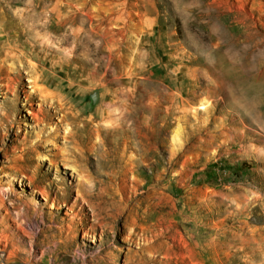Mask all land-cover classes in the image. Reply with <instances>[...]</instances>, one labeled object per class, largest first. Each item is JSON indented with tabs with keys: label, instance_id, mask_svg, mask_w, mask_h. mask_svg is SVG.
I'll use <instances>...</instances> for the list:
<instances>
[{
	"label": "rangeland",
	"instance_id": "1",
	"mask_svg": "<svg viewBox=\"0 0 264 264\" xmlns=\"http://www.w3.org/2000/svg\"><path fill=\"white\" fill-rule=\"evenodd\" d=\"M50 10L69 27L123 26L116 29L119 72H138L135 86L148 94L132 116L120 114L121 106L105 115L98 136L96 123L78 131L70 144L76 155L62 137L69 130L62 111L44 119L39 100L5 85L0 68V264H99L92 256L111 249L117 259L109 264L135 263L139 247L125 231L85 234L93 210L82 194L99 208L103 198L171 204L176 190L183 199L215 201L216 218L226 220V248L243 233L248 250L237 248L233 264H249L240 255L254 257L255 245L264 264V0H0L1 30L42 36L38 24ZM232 50L240 56L234 61ZM27 63L15 66L31 92ZM9 90L21 98L10 129L3 118Z\"/></svg>",
	"mask_w": 264,
	"mask_h": 264
},
{
	"label": "bare ground",
	"instance_id": "2",
	"mask_svg": "<svg viewBox=\"0 0 264 264\" xmlns=\"http://www.w3.org/2000/svg\"><path fill=\"white\" fill-rule=\"evenodd\" d=\"M245 5L240 3L237 7L245 9ZM247 6L249 7V3ZM251 10L254 15L253 5ZM62 14L60 9L59 15ZM62 20L56 22L50 10L46 20L38 24L41 30H45L42 36L34 29L20 33L7 29L2 31L0 27V68L5 69L2 71L6 73V76L2 77L7 80L5 85L19 86L30 101L39 100L40 112L44 119H51V112L54 110L62 111V120L69 125V130L62 137L67 147L77 155L75 147L70 144L76 142L74 138L78 131L81 129L86 131L92 123H96L94 133L98 136L105 115L112 114L111 112H115L121 106L120 114L132 116L136 112L137 102L145 101L148 93L142 92L135 86L138 72L134 73L131 70L119 72L118 68H122V64L117 62L119 56H117L116 29L123 30V26L111 25L103 30L90 25L84 29L81 26H67L65 16ZM57 33L59 36L56 35ZM61 33L63 36H60ZM72 37L77 39L74 44L70 40ZM83 37L86 38L85 41L78 40ZM130 43L131 41L127 42L129 50ZM105 44L107 55L101 54ZM238 53L235 50L231 51L232 61L240 57ZM19 59L27 60L29 63L25 72L31 80L29 85L32 88L31 92L24 88L26 85L23 83L25 77L22 68L18 69L20 67L15 66ZM233 63L235 70L243 68L240 62ZM176 79L178 80V77ZM180 81L183 84L181 75ZM9 91L13 94V98L3 118L10 129L17 120L16 114L21 105V98L20 91ZM43 105H49L47 106L49 108ZM104 105L109 107L110 111L105 110ZM78 156L81 158L83 154ZM102 162L105 163L104 160ZM144 186L145 184L141 185ZM171 187L166 185V188ZM68 192L69 189L67 194ZM62 193L66 194L64 190ZM175 194L179 197L171 204H152L145 199H126L118 200L120 203L118 201L112 203L103 198L102 202L105 205L96 208L89 197L90 194L84 193L82 197L90 203L93 210L92 220L87 217L91 222L87 229L84 228L85 234L90 237L97 233L99 227L103 230L110 228L114 236L125 231L124 237L129 240L131 246L139 247L138 250H133L136 262L128 264H233L236 259L234 252L237 248L241 252L248 250L244 244L246 241L243 233L238 231L240 241L231 243V248H226L223 239L227 232L226 220L216 218L215 201L210 199L209 195L196 202L186 196L183 199L181 191L176 190ZM259 198L255 196L253 199ZM77 200L75 199L71 204L76 205ZM200 208H203V212ZM238 208L242 209V205ZM244 221V219L240 220V222ZM81 223L85 225V222ZM122 223L124 226L120 229L118 226ZM117 228L119 231L116 230ZM253 248L256 251L254 257L251 251H247L249 259L244 258L245 254L241 253L240 260H245L249 264H258V252L262 247L255 245ZM116 257L114 249L109 250L106 256H92L99 264L115 263Z\"/></svg>",
	"mask_w": 264,
	"mask_h": 264
}]
</instances>
